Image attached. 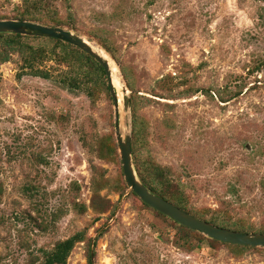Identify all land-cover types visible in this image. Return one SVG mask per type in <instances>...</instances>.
<instances>
[{
	"label": "rangeland",
	"instance_id": "1",
	"mask_svg": "<svg viewBox=\"0 0 264 264\" xmlns=\"http://www.w3.org/2000/svg\"><path fill=\"white\" fill-rule=\"evenodd\" d=\"M66 3L70 31L90 38L125 86H114L122 139L131 95L140 156L166 170L191 210L264 227V0H58L59 16ZM21 7L0 0V17ZM86 31L105 38L135 96ZM23 40L43 48L35 64L47 78L22 68L24 54L0 62V264H41L78 230L92 264H264L263 247L182 242L170 218L128 191L107 83L67 48ZM85 239L65 264L87 263Z\"/></svg>",
	"mask_w": 264,
	"mask_h": 264
},
{
	"label": "trees",
	"instance_id": "2",
	"mask_svg": "<svg viewBox=\"0 0 264 264\" xmlns=\"http://www.w3.org/2000/svg\"><path fill=\"white\" fill-rule=\"evenodd\" d=\"M56 1L58 0H21V6H22L21 9L19 11H16L13 14V17L11 18L33 21V22H37L43 25L61 26V27L64 26L68 30L77 31L75 19L71 11L70 5L66 3L64 15L59 16L57 13V8L54 5V2ZM60 1L66 2L67 0H60ZM40 11H43L42 16H40L39 14ZM3 18H6V17H0V19H3ZM86 35L94 38L97 44L102 49H104V51H106L112 59H114V61L118 64V68L120 70V73L122 75V78L124 80L126 87L130 89L132 96L133 95L135 96L133 92L134 89L132 88L131 84L127 80L121 66L119 65L115 57L113 56V53L110 47L108 46V44L106 43L105 38H103V36H99L93 31H86ZM25 38H44L52 42L53 47L59 46L62 49L67 48L64 50L66 51L70 50L71 52L80 55L85 61L86 65L89 67V69L95 72V76L97 77L99 75L102 79V82L106 84L104 70L92 56L88 55L84 51L80 50L79 48L69 43H66L64 41L51 38V37H38V36L22 35V34H17V33L0 32V62L6 61L12 53H18L20 55L24 54L23 59H22V68L24 67L27 68L28 73L32 75L47 78L46 71L40 69L35 64L36 57L41 58L43 56L42 55V53H44L43 48L41 46L36 47L32 44L27 43L25 40H23ZM161 81L162 79L160 80V82ZM104 87H105V90L107 91L109 98L113 101L109 93V88L107 84L104 85ZM239 91L240 90H238L237 92H234L232 95H237ZM115 92L117 94L116 90ZM204 92H207L209 96H211V94L214 95L212 90L206 89L204 90ZM227 97L229 96H226V97L220 96V101H225ZM129 100H130V109H131L130 148H131L132 162H133L138 178L148 188L149 191L168 200L169 202L173 203L174 205L181 208L182 210L188 213H191L192 215L202 220L207 221L210 224H213L219 227L228 228V229H233V230L240 231V232H257V233L264 234V227L254 228L251 224H243L238 220L232 221L229 218H215V217L205 218L203 216V213L191 210L189 208V205L187 203V198L185 197L182 189L179 188V186L176 185L167 176L166 170H164L161 166L151 161L150 159L148 160L142 159V157L140 156V153L137 149V144L140 143V139H141L139 129L137 128L139 121H137V116L135 113V106L131 99V95L129 96ZM125 102H126V99H125ZM96 149L102 150L100 146H98ZM107 150L109 151V153L112 154V156L114 155L117 157L116 145L113 143V141L107 147ZM120 172L122 173V170ZM124 186L126 187L125 184ZM93 192H94V195L92 197V201L94 197H98L96 195V189L93 188ZM130 193L136 196L132 191ZM140 201L144 205L148 206L142 200ZM104 210L105 209H102L101 211H104ZM113 210L114 209L111 210L110 215L113 214ZM156 212L164 217H167L158 211ZM172 221L183 232V234L180 236V239L182 240V242H186L191 237L190 235L194 234V235H197L199 238L201 237V239H206L209 242H218L222 245H228V246L236 247L238 249H257V247L242 246V245L230 244V243L214 240V239L201 235V233L197 231L191 230L181 224H178L174 220ZM85 238H86L85 231L78 230L64 239L56 240L49 250H45L43 252L41 264H65L66 259L69 253L71 252L72 248L74 247V245L77 242L83 241ZM85 240L87 241V252H88L86 264H92L91 262L92 253H91V248H90V243H89L90 241L88 238H86ZM186 246L188 249L191 248L190 244H186ZM27 264H31V261Z\"/></svg>",
	"mask_w": 264,
	"mask_h": 264
},
{
	"label": "water",
	"instance_id": "3",
	"mask_svg": "<svg viewBox=\"0 0 264 264\" xmlns=\"http://www.w3.org/2000/svg\"><path fill=\"white\" fill-rule=\"evenodd\" d=\"M0 32L55 38L79 48L88 55L92 56L100 64L104 70L106 83L113 99L115 126L114 134L123 179L128 187V191H132L145 204L174 220L178 224L197 231L208 238L230 244L264 248L263 233L240 232L210 224L149 191L148 188L140 181L132 162L130 135L127 134L122 139L119 133L116 92L111 83L108 61L93 50L92 45H90L92 42L90 38H84L77 33L59 26L43 25L37 22L20 19H0ZM122 90H126L124 85L122 86ZM126 105L128 108V98H126Z\"/></svg>",
	"mask_w": 264,
	"mask_h": 264
},
{
	"label": "bare ground",
	"instance_id": "4",
	"mask_svg": "<svg viewBox=\"0 0 264 264\" xmlns=\"http://www.w3.org/2000/svg\"><path fill=\"white\" fill-rule=\"evenodd\" d=\"M92 43V42H91ZM92 48H93V50H95L97 53H99L103 58H105L107 61H108V59L106 58V56L102 53V52H100L99 50H97L94 46H92ZM108 64H109V68H110V76H111V74H112V71H111V63H110V61H108ZM111 78V77H110ZM111 83H112V86H113V88H114V86H115V88L117 89V91H118V94L120 93L121 94V90H122V84H121V82H120V80L117 78V77H114L113 78V82H112V79H111ZM114 88V89H115ZM115 89V90H116ZM118 114V113H117Z\"/></svg>",
	"mask_w": 264,
	"mask_h": 264
}]
</instances>
